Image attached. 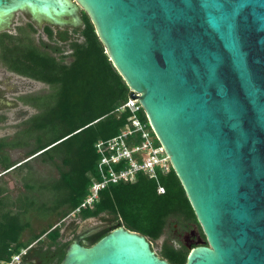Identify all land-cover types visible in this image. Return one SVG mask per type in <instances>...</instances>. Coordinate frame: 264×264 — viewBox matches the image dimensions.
Masks as SVG:
<instances>
[{
  "label": "water",
  "instance_id": "95a60500",
  "mask_svg": "<svg viewBox=\"0 0 264 264\" xmlns=\"http://www.w3.org/2000/svg\"><path fill=\"white\" fill-rule=\"evenodd\" d=\"M76 3L141 94L129 96L140 98L206 236L186 264H264V0ZM24 9L81 23L70 0H0L6 15ZM60 264L171 263L120 226L91 246L73 241Z\"/></svg>",
  "mask_w": 264,
  "mask_h": 264
},
{
  "label": "trees",
  "instance_id": "16d2710c",
  "mask_svg": "<svg viewBox=\"0 0 264 264\" xmlns=\"http://www.w3.org/2000/svg\"><path fill=\"white\" fill-rule=\"evenodd\" d=\"M82 20L83 27L75 30L79 38L69 43L68 55L59 45L36 43L33 36L37 31L32 26L19 29L18 35L0 36V64L11 73L50 87L45 95L19 98L38 113L23 121L11 139L0 140V164L6 169L16 165L3 153L4 148H28L29 156L38 154L40 163L59 172L58 179L43 181L35 178L29 164L20 168L28 169V174L21 176L30 194L19 204L11 203L9 209V204L0 200V264L34 244L43 251V264L61 263L71 242H61L58 224L80 206L89 193L91 177L97 176L99 156L95 145L114 138L129 123L130 113L117 111L128 101L129 87L85 11ZM45 31L53 40V31ZM60 41L68 42V35H62ZM159 184L166 188L165 194H159L155 180L143 174L136 184L108 187L93 209L82 211L78 218L85 221L113 216L112 230L123 226L157 241L165 233L169 219L175 217L198 226L207 242L174 169L160 174ZM4 191L0 188V198ZM32 215L45 220L47 228L24 241V232L32 226ZM110 231L93 239L98 241ZM189 251L186 246L176 248L167 242L161 254L171 264H186Z\"/></svg>",
  "mask_w": 264,
  "mask_h": 264
},
{
  "label": "rangeland",
  "instance_id": "374dc122",
  "mask_svg": "<svg viewBox=\"0 0 264 264\" xmlns=\"http://www.w3.org/2000/svg\"><path fill=\"white\" fill-rule=\"evenodd\" d=\"M71 3L73 0H70ZM28 21H31V18L29 15H26L23 12H18L13 14V19L11 21L10 27L6 29V32L14 33L16 25H19L21 23H26ZM34 26L36 27L38 34L36 35V41L39 44L40 39L47 40L45 34H44V27L49 25L52 27L53 31H68L69 35L71 36L70 40L68 42H62V41H54L53 45H59L60 47H63L66 50V54H69V43L75 39L79 38V35L74 32V29H81L83 26H60L55 25L52 23H35L32 22ZM51 43V42H50ZM71 59L69 56L66 58V62H69ZM5 75V77L10 78L12 81V85L14 88H17L12 94L0 90V99H3V101H6L7 105H3L0 107V113L1 115H4L6 117V121L4 123L0 124V139L8 136H12L20 129V125L23 123V121H26L30 119L32 116L36 115L38 113V110L30 105H25L22 102L18 101L19 96L28 95L34 96V95H45L50 92V87L46 84L36 82L27 78H23L8 72L3 68V66L0 64V79L2 80V76ZM5 139V138H4ZM11 158H13V164H17L21 161H25L27 158V155L25 153V150H18L13 151L10 153ZM29 165L34 169L35 173L38 175L39 180L43 181H52L59 178V172L58 170L49 165L42 164L40 162L31 161L29 162ZM3 172V169L0 167V173ZM0 188L4 189L5 191L2 193V196L0 200L2 203L4 202L5 205H8L6 209H9L11 206V203H20L26 195L30 194V191L26 189L25 182L22 180L21 173L19 171L15 170L13 172L4 174L0 178ZM56 221V220H54ZM31 229L27 230L23 234V240L27 241L29 240L33 235H37L41 232V230L47 228V223L45 220L32 215L31 216ZM61 242L67 243V242H73L78 237H81L86 240L88 246L93 245L96 243L97 239H93V241H87L88 238L96 237V235L100 234L103 231H106L110 227V217L108 215H104L99 218H92L85 221H82L78 217H71L68 216L64 220L61 221ZM174 226H171L169 228H166L164 231L165 233L162 235V237L157 241H152L151 245L153 248V251L155 254H157L160 258L163 257L161 254L162 248L165 243H173L175 239L178 238V230ZM194 231L201 232L200 228L198 226H195L193 228ZM202 234V232H201ZM191 234H189L190 236ZM186 235L181 238L183 244L187 243L188 240L186 239ZM44 238V237H43ZM193 245H198L202 243L194 242ZM173 245L178 248L177 244ZM193 245L189 244V247H192ZM34 247H40L39 244H34Z\"/></svg>",
  "mask_w": 264,
  "mask_h": 264
},
{
  "label": "built area",
  "instance_id": "2783aa9c",
  "mask_svg": "<svg viewBox=\"0 0 264 264\" xmlns=\"http://www.w3.org/2000/svg\"><path fill=\"white\" fill-rule=\"evenodd\" d=\"M134 96L140 93L129 91ZM117 111L130 113L129 123L114 138L100 140L95 149L99 156L97 176H92L89 193L78 208L69 216L78 215L100 201L101 192L117 184H136L140 174L155 180L159 194H165L166 188L159 184V175L169 174L173 169L170 157L161 141L158 140L149 119L140 102V98L128 101ZM31 248V247H30ZM30 248L11 256L1 264H19Z\"/></svg>",
  "mask_w": 264,
  "mask_h": 264
},
{
  "label": "flooded vegetation",
  "instance_id": "af4514ba",
  "mask_svg": "<svg viewBox=\"0 0 264 264\" xmlns=\"http://www.w3.org/2000/svg\"><path fill=\"white\" fill-rule=\"evenodd\" d=\"M6 1H7L8 6H11L12 3L14 1H16V0H6ZM72 3L75 4L77 6V8H78L76 14L80 18V20H81V23H79V25H82L83 26L82 15L84 13V10L76 3V0H73ZM18 12H23L26 15H29V17L31 18V21H28L26 23H21L19 25H16V28H15V32L14 33L6 32V29L8 28V26L10 25V22L13 19V14L18 13ZM78 12H79V15H78ZM74 20H75V17L73 15H71L70 13H67L65 15V17L64 16L62 17V21L64 23H66L63 26H78L74 22ZM32 22H35V23H38V24L39 23H42V22L50 23V22H48L46 20H41V21L36 20L32 16L31 12L28 9L17 10V11H14L13 13H10L9 15H6L4 12H0V36H3V35H13V36L14 35H18L19 34V29H28L29 26H32L37 31L36 27L34 26V24ZM47 28H49V29H51V31H53L52 27H50L49 25L45 26L44 29H43V31H44V34H45L47 40L45 41L43 39H40V41H44V42H48V43L51 42V44H52L54 41H57V40L60 41V38L62 37V35H66V34L68 35L69 40L71 38V36L69 35V33H68L67 30L66 31H58V32L53 31L54 36H53V40H51L49 38L48 34L45 31ZM75 30H77V28L74 29V32H75ZM37 34H38V31L33 36V38H34V40H35L36 43H37V41H36V38L35 37H36ZM2 39L5 40V37H2ZM40 41H39V43H40ZM4 69L7 70L6 68H4ZM11 81L12 80L10 78L5 77V75H3L2 76V80L0 79V90L3 91V92H5L6 94H8V93L12 94L17 88H14V86L12 85V82ZM26 96H29V94L28 95H23V96L21 95L17 99H18L19 102H21L19 100V98L20 97L23 98V97H26ZM3 105H7V103H6V101H3V99H0V107L3 106ZM6 120H7L6 117L4 115H1V113H0V124L4 123V121H6ZM4 138L11 139L12 136H10V137L6 136ZM4 138H2V139H4ZM18 150H25V153L27 155V158L25 159L24 162L21 161V162L17 163L15 166L10 167L9 169H6L5 167H3V165L0 164V167L3 169V172L0 173V178L4 174L13 172L15 170L19 171V173H23V175H27L28 174V169H24V171H21L20 168L22 166H24V165L29 164V162H31L33 160L36 161V162H39L38 156H37L38 154L33 155V158L28 159L29 157H31V156H29V150H28V148H16V149L4 148L3 149V153L8 156L9 161L12 163L14 159L11 158V156H10L11 154L10 153H12L13 151H18ZM32 172L35 174V178L38 179V175L35 173L34 169L32 170ZM109 217H110V227L108 229L112 230L111 227L113 225V222H112L113 216H109ZM171 226L176 227L177 228L176 230H178V232H179L178 233V238L173 241L174 244H177L178 245L177 247H179L180 245L181 246L183 245V246H186L188 248V245L189 244L193 245L192 243H194L195 241L198 242V243L205 242L204 238L202 237L201 232H198V231L196 232V231L193 230V228L196 226L194 224L187 223L184 220L183 221H179L175 217H172V218L169 219L166 228H169ZM189 234H191V235L189 236ZM185 235L187 236L186 239L189 241L188 244L187 243H184L183 244V242L181 240V238H183ZM93 238H95V237L93 236ZM93 238H88L87 241L90 242V241L93 240ZM76 240L80 241L82 245L88 246L86 240H84L82 238V236L81 237H78ZM173 243H172V245H173ZM194 246H197V245L194 244L192 247H194ZM41 252H43V251L40 250L38 247H34V245H32L31 248H30V250L28 251V254L22 259L21 263L22 262H26V261L27 262H32L34 260H37L38 261L37 264H43V260L41 259V254H42Z\"/></svg>",
  "mask_w": 264,
  "mask_h": 264
}]
</instances>
